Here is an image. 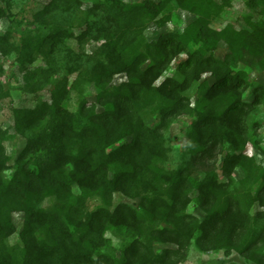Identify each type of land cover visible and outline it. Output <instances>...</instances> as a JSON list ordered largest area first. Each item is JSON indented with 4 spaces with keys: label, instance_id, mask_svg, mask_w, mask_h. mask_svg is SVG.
Masks as SVG:
<instances>
[{
    "label": "rangeland",
    "instance_id": "374dc122",
    "mask_svg": "<svg viewBox=\"0 0 264 264\" xmlns=\"http://www.w3.org/2000/svg\"><path fill=\"white\" fill-rule=\"evenodd\" d=\"M49 1L0 0L2 180L14 172L15 162L28 138L35 139L45 149L44 134L65 121L66 111L75 113L83 103L84 114L101 115L113 106L119 87L130 80L125 70L101 79L98 72L83 68L84 60L90 64L97 60L107 63L109 60L102 56L107 57L114 51L116 61L124 64L134 61L145 68L149 59H143L141 54L148 52L152 42L167 33L192 39L194 32L191 36L190 28L200 21L208 24L216 43L208 49L203 48L202 41L196 45L190 43L192 51L201 49L203 57L222 60L230 41L240 45L256 43L257 38L253 37L256 23L264 20V0H256L252 7L247 0H226L227 3L150 0L158 4L159 13L132 20L126 36L116 40L104 24L103 31L79 40L86 31L88 17H94L91 12H96V18L105 19L108 9H114L111 17L123 21L125 16L120 13L146 0H73L74 7L63 12H48ZM41 13L44 15L40 16ZM50 29L62 33L67 45L19 57L24 46L37 41ZM97 33L100 35L95 37ZM113 39L114 46L109 42ZM106 42L110 48L101 56L97 52ZM49 53L53 60L48 58ZM187 57L186 53L174 57L163 75L151 83L156 88L166 78L184 80L176 96H151L149 91L141 92L136 100L138 110L130 108L119 124L110 127L113 132L127 126L132 130L142 121L153 130L148 137H156L163 149L150 161L159 172L157 185L161 180L156 193L160 194L174 181L171 197L155 196L153 190L139 188H127L109 196L102 186L104 173H101L85 184L73 183L61 198L32 199L31 205L40 214L41 222L24 239L25 214L22 211L11 214L15 229L10 235L0 234V264H121V261L126 264H264V105L233 117L238 128L236 140H220L214 134L215 129H209L207 137H202L199 121L203 120L206 108L202 107L199 87L202 83L211 86L214 79L206 67L198 73L189 71L174 76L176 66ZM72 58L77 61V67L69 71L67 64ZM246 58L251 65L242 63L236 69L246 71L249 87L239 93H213L206 101L207 109L222 111L237 98L251 102L253 89L264 86V69L258 61L247 55ZM54 95L61 108L54 105ZM163 112L164 116L160 114ZM27 113L31 120V115L41 119L24 132L27 123H18L17 119L19 115L26 118ZM67 140L79 139L70 136ZM130 140L132 137L126 136L108 150L128 145ZM234 157L238 160L231 163ZM67 168L72 169V165ZM111 176L106 170V178ZM231 204L230 220L236 222L233 240L222 238L220 231L199 242L201 232L197 230L187 244L177 243L172 233L175 229L197 227L209 213L225 205L229 208ZM54 209H58L57 215L52 213ZM134 212H143L144 216L134 218ZM112 213H118L117 221L110 219ZM253 228L261 231V237L258 243L254 241L255 245L252 243L247 248V234ZM200 244L205 248L201 249ZM59 249L67 251L66 257L61 258Z\"/></svg>",
    "mask_w": 264,
    "mask_h": 264
},
{
    "label": "trees",
    "instance_id": "16d2710c",
    "mask_svg": "<svg viewBox=\"0 0 264 264\" xmlns=\"http://www.w3.org/2000/svg\"><path fill=\"white\" fill-rule=\"evenodd\" d=\"M72 1L50 0L46 9H48V12L52 10L63 12L69 7H74ZM223 2L227 3L226 0H222ZM247 2L252 7L256 0H247ZM113 10L108 9L105 19L100 16L96 18V12H91V16L94 17H88L85 22L86 31L81 37L77 38L80 40L83 36L90 37L95 32H101L105 24L107 26L106 30L110 29L115 34L116 40H118L126 36L130 26L128 24L132 20L144 14H149L152 17L156 16L159 13V6L150 0H146L126 13H120L125 16L123 21L114 20L111 17ZM44 13H41L40 16H43ZM256 25L257 31L253 33V37L257 38V42L251 45H240L234 43V40L233 42L230 41L229 50L222 60L212 57L205 58L200 52L201 49L192 51L189 45L190 43L196 45L197 41H202L203 48L206 49L215 45L216 40L213 37V31L208 28L205 21H200L190 28L192 30L191 36L194 32L192 39H183L176 33H167L152 42L148 47V52L145 55L141 54L143 59H149V64L145 68L139 67L134 61L127 64L116 61L113 59L114 51L110 52L107 57L102 56L110 48L108 42L102 45L97 53H101V56L108 59L109 62L105 63L103 60H97L94 64H90L84 60L82 63L83 68H90L92 72H98L101 79H108L114 72L125 70L130 76V80L119 87L115 92L117 94L114 97L113 106L108 107L101 115L84 114L83 103L75 113L66 111L65 121L59 124V127H52L44 134L42 141L47 146L49 145L48 150L47 146L45 149H41L35 139L28 138L26 147L15 162L14 172L4 180L1 178L4 160L0 159V234L10 235L14 232L15 228L11 221V214L22 211L25 214L22 236L26 239V236L34 230V226L41 222L40 214L31 205L32 199L40 201L50 196L61 198L65 190L69 189L73 183L81 184L84 182L85 184V182L96 178L101 173H104L102 186L109 196L127 188L133 190L138 188L149 189L156 193L161 185V180L157 185L159 172L150 165V161L153 156L161 153L163 149L160 143L155 140L156 137H148L149 134H153V130L145 127L142 121L138 122V125L132 130L127 126L121 131L113 132L110 127L119 124L120 120L125 118V114L129 113L130 108L138 110L136 100L141 92L149 91L151 96L174 97L182 90L185 81L175 80L174 77L164 79L156 88L151 85L163 75L170 61L181 53H186L188 57L176 66L174 76L189 71L198 73L206 67V70L210 71L214 79L211 86L202 83L199 87L200 101H202V107L206 108L202 114L203 120L199 121L200 131L203 132L202 137H207L209 129H215L214 134L220 140H236L238 128L235 126L233 117L242 111H255L258 106L264 105V86H257L253 89L254 98L251 102H244L237 98L231 101L222 111L207 109L206 101L211 98L213 93L233 94L249 87L250 83L246 78V71L236 69L242 63L251 65L246 62L248 60L246 55L251 60L258 61L260 67L264 69V20L257 21ZM99 35L97 33L95 37ZM65 40L66 38L63 37L62 33L50 29L40 35L37 41L30 42L26 47L24 46L20 50L19 57H23V55L31 56L35 52H44L45 49L52 51L56 49V46L59 48L60 45H67ZM115 41L114 39L109 40L110 45L114 46ZM48 56H50L48 58H52L50 60H53L51 53ZM76 67L77 61L72 58L67 64V68L69 71H73L76 70ZM53 103L56 107L61 108L57 95H54ZM160 114L164 116L165 112ZM29 115L30 113H27L26 118H21L19 115V119H17L18 123H27L26 126L24 125V132H28L31 126L38 124L41 119V117L31 115L33 119L31 120ZM129 135L132 137L130 144L108 150L115 142ZM70 136L77 137L79 140L69 142L67 137ZM148 138L151 139L148 140ZM231 160V163L236 162L238 157ZM69 164L72 165V169L67 168ZM106 170L112 173L111 178H106ZM175 184L176 182L173 181L160 194L171 197ZM160 194L156 193L155 196ZM76 201L81 202V199H76ZM232 206L231 204L228 206L229 208H227V205L218 207V209L209 213L197 227L190 230L180 231L175 229L172 233L176 235L177 243L180 245L187 244L197 230L201 232L199 242H205L208 235L217 234L220 231L222 238L233 240L236 222L230 220ZM52 213L57 215L58 209H54ZM132 215L134 218L140 217V215L144 216L143 212L139 214L134 212ZM118 217V213L110 215L112 221H117ZM247 237V248H250L252 247L250 244L254 241L258 243L261 231L253 228L248 232ZM199 246L201 249L205 248L202 244ZM59 253L61 258L67 255L65 249H59ZM83 253L85 252L83 251ZM121 262V264L127 263L126 261Z\"/></svg>",
    "mask_w": 264,
    "mask_h": 264
}]
</instances>
